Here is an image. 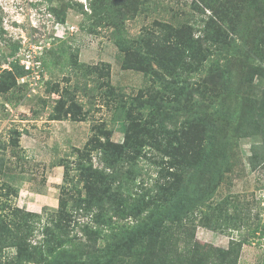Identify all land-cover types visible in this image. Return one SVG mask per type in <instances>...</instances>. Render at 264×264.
<instances>
[{"label":"trees","instance_id":"16d2710c","mask_svg":"<svg viewBox=\"0 0 264 264\" xmlns=\"http://www.w3.org/2000/svg\"><path fill=\"white\" fill-rule=\"evenodd\" d=\"M155 3H90L95 22H105L123 53V67L140 71L150 84L125 97L109 85L106 64L86 67L96 77L93 92L107 96L118 115L115 119L126 123L123 142L113 143L105 123H100L82 149L60 159L58 207L44 220L9 198L17 191L2 180L7 146L0 144L4 263L236 264L248 240L231 241L227 250L216 249L211 257L195 238V221L207 227L222 222L236 228L238 215L230 212L235 209L233 199L223 200L222 205L210 203L235 141L258 138L250 146L248 164L252 168L264 164V101L245 91L255 78L264 77L263 65L254 62L259 50L252 39L255 20L264 19V0H191L190 13L170 7L168 19L158 15L161 11H156ZM151 12L157 13V19L143 26L138 36L129 37L125 22ZM259 52L263 62L264 51ZM19 70L23 76V69ZM56 90L61 93L55 101L59 115H51L50 120L71 117L74 92ZM18 140L10 145L18 146ZM143 156L151 158L158 170L151 187L131 178ZM208 213L211 219H206ZM76 214L87 221L80 223ZM74 227L80 236L70 234ZM37 231L41 238L32 243ZM8 249L14 255L2 256Z\"/></svg>","mask_w":264,"mask_h":264},{"label":"rangeland","instance_id":"374dc122","mask_svg":"<svg viewBox=\"0 0 264 264\" xmlns=\"http://www.w3.org/2000/svg\"><path fill=\"white\" fill-rule=\"evenodd\" d=\"M91 2L0 0V144L7 146L4 150L7 169L2 180L17 191L16 197H9L13 204L40 214L42 220L58 207L63 174L58 162L69 157L74 149H82L92 137L95 125L105 123L111 141L123 142L126 123L115 119L118 115L107 96L93 92L96 77L88 74L86 67L106 64L109 85L125 97L137 95L150 84L140 71L123 67V53L105 22H95ZM155 2L156 11H161L158 15L163 19L171 16L170 7L174 12L183 9L190 13L191 0ZM149 14L125 22L129 37L138 36L143 26L157 19L156 12ZM61 18L63 23L59 22ZM254 25L256 35L253 33L252 39L255 38L258 50L264 51V19L255 20ZM32 49L39 53L38 74L34 77L27 75L19 62V55ZM259 51L254 62L264 68ZM19 69H23V76L18 75ZM57 87L59 91L68 88L74 92L73 114L66 119L50 120L51 115H59L55 101L61 93L55 92ZM245 91L264 101V77L255 78L251 88ZM16 139L18 146L10 145ZM257 140L242 138L233 143L222 166V180L210 202L222 205L223 200L233 199L235 209L230 208V212L235 210L238 215L236 228L226 227L222 222L207 227L201 220L195 221V238L203 245L202 252L211 257L216 249L227 250L231 241L248 240L242 245L236 264H264V164L254 168L248 164L250 146ZM93 162L99 166L95 156ZM134 169L132 180L145 187H151L158 178V170L148 156L140 158ZM76 219L80 223L87 221L80 214H76ZM206 219H211L210 213ZM256 227L260 230L251 235ZM72 229L71 235H81L77 227ZM40 238L37 231L30 241L34 243ZM7 253L12 256L14 250H3L2 256ZM1 261L0 264H10L0 257Z\"/></svg>","mask_w":264,"mask_h":264},{"label":"built area","instance_id":"2783aa9c","mask_svg":"<svg viewBox=\"0 0 264 264\" xmlns=\"http://www.w3.org/2000/svg\"><path fill=\"white\" fill-rule=\"evenodd\" d=\"M38 52H35L33 49L30 52H25L21 55H19L20 57V66H22L25 70V72L27 73V75H30L32 77H34L35 75H37L38 73ZM41 54V53H40ZM38 77V76H37Z\"/></svg>","mask_w":264,"mask_h":264}]
</instances>
